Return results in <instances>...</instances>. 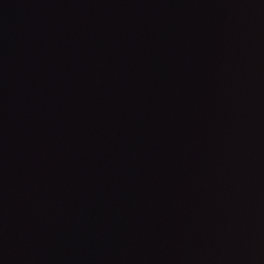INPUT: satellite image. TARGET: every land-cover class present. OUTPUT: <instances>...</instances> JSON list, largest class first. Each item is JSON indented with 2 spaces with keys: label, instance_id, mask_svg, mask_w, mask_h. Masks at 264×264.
<instances>
[{
  "label": "water",
  "instance_id": "obj_1",
  "mask_svg": "<svg viewBox=\"0 0 264 264\" xmlns=\"http://www.w3.org/2000/svg\"><path fill=\"white\" fill-rule=\"evenodd\" d=\"M0 264H264V0H0Z\"/></svg>",
  "mask_w": 264,
  "mask_h": 264
}]
</instances>
